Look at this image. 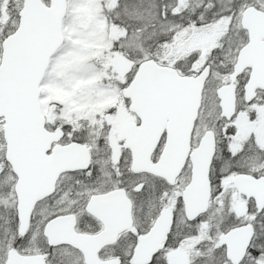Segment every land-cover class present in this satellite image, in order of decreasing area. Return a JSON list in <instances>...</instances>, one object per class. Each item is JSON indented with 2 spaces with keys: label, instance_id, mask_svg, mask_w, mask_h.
<instances>
[{
  "label": "snow or ice",
  "instance_id": "snow-or-ice-1",
  "mask_svg": "<svg viewBox=\"0 0 264 264\" xmlns=\"http://www.w3.org/2000/svg\"><path fill=\"white\" fill-rule=\"evenodd\" d=\"M0 264H264V0H0Z\"/></svg>",
  "mask_w": 264,
  "mask_h": 264
}]
</instances>
